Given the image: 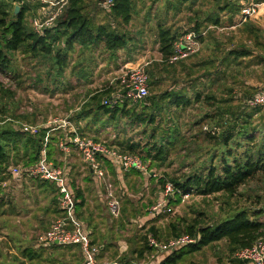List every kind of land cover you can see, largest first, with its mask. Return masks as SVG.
<instances>
[{
  "label": "rangeland",
  "instance_id": "374dc122",
  "mask_svg": "<svg viewBox=\"0 0 264 264\" xmlns=\"http://www.w3.org/2000/svg\"><path fill=\"white\" fill-rule=\"evenodd\" d=\"M195 1L196 5H186L181 4L179 0H134L132 20L128 24L109 18L101 8L96 11L97 6L95 8L92 6V9L88 7L87 11H95L93 15L96 25L110 22L119 32L131 37L126 47L114 53L109 51L104 43L92 46V49L76 43L75 49L68 54V65L62 74H59L58 69L51 63L16 52L13 61L14 70L9 74L1 75L3 83L16 93L9 100L16 107H13V115H8L10 116L8 121L12 120L18 129L25 130L27 125L32 134H35L33 133L35 129L45 126L52 129L57 127L60 120L69 119L74 127L77 129L80 127V132L88 137L97 138L98 141L110 144L113 142V145L117 146L120 141L132 139L139 141L143 147L152 142L149 136L154 127L157 134H163L171 126L179 128L181 136L178 143L181 142L172 148L168 160L160 166H151L150 161L142 157L146 153L140 151L141 155L140 153L138 155L146 161L149 168L148 171L142 170L141 174L129 171V174L124 176L129 183L128 177L134 175L129 183L130 195L122 193L119 188L122 183L118 184L117 179L112 176L118 189L117 195L121 200L118 217L113 216L117 221L115 225L123 227L124 230L130 229V237H133L134 233L142 237L151 225H155L160 229V240L168 243L173 239L170 225L172 222H179L180 218L192 220L202 213V218L209 223L216 222L238 209L249 207L264 209L263 173L249 181L234 196L225 193L183 196L180 202L170 203L167 206L171 211L166 210L165 207L159 215L151 216L147 213L152 212L151 208L160 201L165 192L161 189L162 185L159 181L161 179L170 181L171 177L192 172L194 168L183 167L182 162L192 161L199 153L209 149L207 148L209 145L204 144L201 139L198 143H194L190 136L199 134L205 127L218 126L222 132L234 121L232 114L243 113L242 105L264 88V17L262 15L240 23L239 12L229 19L227 16L229 14L224 11L225 13L220 14L222 25L209 27V24H205L207 28L200 27L199 32H203L204 35H202V48L198 53L175 63L163 60L158 43L159 23L162 22L173 31L181 33L192 29L196 14L203 19L207 13L217 11L214 0ZM253 2L257 3V0H246V4ZM31 3L33 5L36 2L32 0ZM221 4L224 5V2ZM36 17L38 14L35 13L28 18L33 27H35L33 20ZM39 17L41 18L42 15ZM233 25L235 27H232ZM242 47L251 49L252 56L234 58L230 55L231 50ZM145 61L149 62L147 69L150 76V97L160 99L163 95L185 92L191 96L192 103L178 107L169 104L171 98H162L159 103V106H163L162 111L157 109V105L149 110L158 114L155 124L132 125L128 124L129 118L120 119L117 116L114 120L111 119L110 114L94 115V112L83 120L77 122L72 120L73 115L87 105L93 94L108 88L118 89L120 77L127 70L139 67ZM197 92L202 93L201 101H196ZM207 96L211 99L207 100ZM243 97H246V100H243ZM262 109L261 112L254 113L252 124L264 128V108ZM206 113L215 115V118L205 120L202 126H195V122ZM28 115V119H23ZM62 129L55 131L62 133ZM22 165V162L18 164L13 162L11 167L21 168ZM106 166L109 167L108 164ZM195 167H199V163H196ZM6 179L8 182L0 188V200L19 211L33 207L32 205L40 197L37 194V184H41L40 181L36 184V188L32 189L30 179L26 177L17 179L8 175ZM127 199H131L129 201L133 204L124 206V200ZM172 199L175 201L176 195H173ZM1 208L0 264H30L27 261L28 257H25L21 250L29 246L31 240L25 238L13 239L15 242L10 240L8 234L12 233L13 223L9 222L10 215L6 213L10 210L6 208L7 211L1 214ZM132 208L138 213H146V216L128 219L127 216L132 214L128 213L126 216L123 210L134 212ZM17 218L18 216L15 219ZM261 219L264 220V214ZM41 244L43 246H38V249L45 253L39 259L45 260V264H54L53 260L56 256L68 255L65 247ZM53 249L56 256L53 254L51 261L49 256ZM132 249L135 248L132 246ZM74 253L78 258L80 257L78 250ZM165 253L147 251L141 258L134 253L124 256L129 257L131 264H158ZM118 254H109V257L99 255L98 259L100 261L101 258L111 257L106 261L107 264L113 262L122 264L123 262L120 261L123 257ZM57 264H60V261ZM180 264L233 263L227 241L222 240L187 256Z\"/></svg>",
  "mask_w": 264,
  "mask_h": 264
},
{
  "label": "trees",
  "instance_id": "16d2710c",
  "mask_svg": "<svg viewBox=\"0 0 264 264\" xmlns=\"http://www.w3.org/2000/svg\"><path fill=\"white\" fill-rule=\"evenodd\" d=\"M87 1L89 0H68L63 13L57 17L55 25L39 32L32 26V22L28 18L29 15L36 13L38 7H42L40 3L36 2L32 5V0H0V188L8 176L5 173L9 171L13 162L16 164L22 162L23 167H28L36 164L40 160L41 152L45 147V136L50 130L46 126L40 127L37 133L32 134L30 131L16 128L12 120L8 121V118H10L8 115L12 116L13 107H16L9 100L16 93L11 87H7L3 83L1 75L9 74L14 70L13 61L15 59V53L21 52L32 59H42L46 63H51L58 69V73L62 74L68 65V54L75 49L76 43H80L81 46L89 49H92V46H97L99 43H104L109 51L115 53L120 48L126 47L128 41L131 40V37L126 33L119 32L110 22L96 25L94 15H91L90 11H87L89 7V2ZM187 1L179 0L181 4ZM214 1L217 11L207 13V16L203 19H200L199 15L196 14L192 29L179 33L173 31L171 27L165 26L162 22L159 23L158 43L163 60L168 61L169 57L173 54L174 41L178 37L189 31L199 32L201 31V26H204L202 28H207L206 25L209 23L216 26L222 25L223 21L220 17L222 11L229 14L227 16L231 19L235 13H240L243 6L241 5V0ZM90 2H95L97 6L96 11L101 8L109 18L121 20L124 24L130 23L132 20L134 9L133 0H116L115 5L110 10L103 8L102 0H90ZM222 2H224V5L221 4ZM262 2L264 0H257V3ZM16 6H20L18 13L15 12ZM229 53L234 58H244L252 56L253 51L249 48L242 47L241 49L231 50ZM39 80L41 79L39 78ZM114 90V88H108L93 94L89 98L87 105L73 115L72 120L76 122L83 120L90 113L94 112V115L98 113L110 114L111 119L114 120L117 116L120 119L129 118L128 124L132 125L155 124L158 114L149 110L150 108H155L153 106L157 105V109L162 111L163 106H159L162 98H171L169 104H175L178 107L188 106L193 101L190 95L182 92L175 93L174 95H163L160 99L148 95L142 102L134 105H131L129 101L122 98L119 104L110 107L104 101L111 96ZM262 91H264V88L255 95ZM195 98L196 101H201L202 93L197 92ZM206 98L207 100L211 99L210 96ZM243 100H246V97H243ZM246 102L241 107L243 113H233L234 121L229 127H225L222 132L219 130L213 133L214 127H210V130L204 129L199 134L190 136L195 141L194 143H198L201 139L204 144L209 145L207 147L209 149L204 153H199L192 161L182 162L184 164L183 167L194 168L192 172L182 174L179 177H171L170 181H164L163 179L159 181L163 191L167 182H171L174 185L173 195H176L177 199L174 201L172 195L168 199L167 206L170 203L180 202L185 195L209 196L216 193H225L234 196L249 181L256 179L257 176L264 173V128L263 126L252 124L254 113L261 112L264 106L249 108ZM16 117L19 118L20 116ZM28 118L29 115L23 119ZM214 118L215 115L206 113L195 122V126H202L205 120H212ZM215 127L219 129L218 126ZM79 128V134L81 133V136H86L83 132H80ZM62 131V133L61 131L52 132L49 143L47 144L48 158L60 166L62 162L58 158L64 153L57 147L59 137H70L68 127L63 128ZM155 132L156 128L154 127L153 132L149 136L152 142L146 146L142 147L139 141L125 139L124 141L118 142L117 147L122 152L137 154L140 151L145 152L146 155L142 157L149 160L151 166H160L168 160L172 148L179 141L181 131L178 127L171 126L163 134H157ZM95 139L99 140L97 138ZM113 144L111 142V145ZM184 144L186 143L184 142ZM196 163H199V167H195ZM131 172L142 173L141 170L137 171L135 169H132ZM37 180L41 184L47 185L51 191L57 194L56 200L52 208H50L51 212L55 214V218L52 220L53 222L56 218L63 216V210L60 207L61 195L59 189L53 182L41 179ZM71 189L76 201L78 198H81L79 192H74L72 185ZM122 193L125 194V192ZM129 200L131 199L124 200V206L125 204H133ZM77 204L78 202L76 203V207L78 206ZM132 210L134 212H126L125 209L123 210L126 216L128 213L132 214L131 216H127L128 219H137L144 215L146 216V213H138L133 208ZM161 210L157 213H147L148 215L155 216L159 215ZM263 214L264 209H253L249 207L238 209L216 222L206 223L204 218H202V213L192 220L180 218L179 222H172L170 225L172 238L188 235L196 241L179 245L167 251L160 264H180L187 256L200 252L205 247L222 240L227 241L232 263L244 264V261L238 259L236 254L242 249L252 247L258 239L264 238V220L261 219ZM51 224L47 231L50 229ZM159 232L160 229L158 227L151 225L145 235L142 237L135 236L132 240L136 247L132 250V253L141 258L147 251L152 252L153 248L149 245L148 236L152 234L160 240ZM53 246L72 248L75 251L78 250L80 254L79 264L83 263L84 256L79 245L65 246L54 244ZM108 249L109 247L107 248L104 245L100 255H103ZM23 254L26 257L29 256L31 260L38 259L42 256L40 252L34 253L31 250H25ZM122 257L120 261L123 262L122 264L124 262L131 264L129 257Z\"/></svg>",
  "mask_w": 264,
  "mask_h": 264
},
{
  "label": "built area",
  "instance_id": "2783aa9c",
  "mask_svg": "<svg viewBox=\"0 0 264 264\" xmlns=\"http://www.w3.org/2000/svg\"><path fill=\"white\" fill-rule=\"evenodd\" d=\"M33 1L40 3L42 9L49 10L45 17H36L33 20L34 26L39 32L55 25L57 17L63 13L64 7L68 2V0ZM115 3L116 0H102V6L107 10H110ZM261 6L262 3L255 2L244 4L239 13L240 23L257 17ZM202 35H204L203 32L189 31L178 37L174 41L173 54L169 57L168 62L175 63L198 53L202 48ZM148 64L149 62L145 61L139 67L127 70L120 77L119 88L115 89L104 103L110 107H114L122 101V98L129 101L131 105L142 102L150 94ZM247 104L252 108L264 106V91L248 99ZM67 127L69 128L70 137H59L57 143L58 149L66 155H69L72 151L79 153L83 162L91 170L98 185L103 189L112 216L118 217L121 200L117 195L116 191L118 189L110 171L101 159L107 158L111 160L116 165L115 167L121 171H130L132 169L148 171L149 165L138 154L122 152L115 145L112 146L104 141H98L88 136H81L78 129L68 119H62L57 127L50 129L46 134L45 147L41 152L40 160L36 164L21 168L10 167L9 171L5 173L17 179L29 177L55 183L61 195L60 207L63 210V216L56 218L52 222L50 229L40 236V243L65 246L79 245L84 256L82 264H98L101 247L93 242L89 231L85 228L84 222L77 215V201L72 192L66 169L48 158L47 144L50 140V134L59 128ZM205 129L210 130L208 127H205ZM25 131H29L27 125H25ZM38 131L39 129H35L33 133H37ZM218 131L219 129L214 127L213 133ZM3 183L5 184V182ZM164 190L165 192L160 201L151 208L152 212L157 213L161 209L167 208L168 199L174 193V185L171 182H167ZM186 196L189 195H185L184 197ZM166 210L171 211L170 207ZM195 241L194 238H190L188 235L173 238L168 243L159 240L152 234L148 236L149 245L153 248L152 252L160 251L165 253L179 245ZM236 257L243 260L244 264H264V239L260 238L252 247L237 252ZM247 259L249 262H246ZM159 260H163V257ZM114 264L118 263L115 262Z\"/></svg>",
  "mask_w": 264,
  "mask_h": 264
},
{
  "label": "crops",
  "instance_id": "0c3cea01",
  "mask_svg": "<svg viewBox=\"0 0 264 264\" xmlns=\"http://www.w3.org/2000/svg\"><path fill=\"white\" fill-rule=\"evenodd\" d=\"M87 2H89V7L91 9L92 6L94 8L96 7L95 2L92 3L90 2V0ZM195 3L197 4L196 1L194 2V0H188L184 4L194 5ZM244 4H246V0H241V5ZM48 11L49 10L46 9L44 10L41 7H38L36 10V14H38V17L40 15H42V17H45ZM94 12L91 11L90 14L93 15ZM259 15H262L264 17V2H262V6L260 7ZM211 25L216 26L213 25L212 23H209V27H211ZM232 27H235V25H233ZM58 159L62 162L61 166L65 167L66 169L68 179L70 181V184L73 186L74 192L77 191L81 195V198H78L77 200L78 206L76 209H77L78 217L84 222L85 228L89 231L92 240L93 241L95 240L94 243L98 244L101 247V249L102 247H104V245H106L107 248L109 247V249L106 252H104L103 255L109 257L108 256L109 254L119 253L118 255H121L122 257L126 254L132 253V250H134L132 249V246L133 248L136 247L132 239H134L135 236H138V233H134L133 237H130L131 235L129 233L130 229L127 228L126 230H124L123 227L121 228L118 225H115L117 221L110 214L107 200L104 195V191L98 185L91 170L83 162L79 153L76 151H72L69 155H66L64 153L62 156H59ZM101 160L104 162V165L108 164L109 166L108 169L110 168V170H112V171L109 170L110 173L112 174L111 176L117 179L118 181L117 183L118 184L122 183L123 186L121 185V187L119 188H121L123 192L125 193L127 192V194L130 195L131 193L128 192L130 189L129 183L131 178L133 179L134 175L128 177L129 180L128 183L126 181V178H124V176H126V174L129 171H121L117 169L115 167L116 165H114L112 161L107 160V158L105 159L102 158ZM22 178L23 177L19 179ZM26 178H28V180L30 179L29 181L31 183L32 189H35L36 184L39 183V180L29 177ZM6 180L4 181L5 184L8 182ZM1 186H4V183ZM38 187H40L41 189H39ZM37 189H38L37 194L40 197L39 199H37V201H35L36 203L32 205L33 207L27 210L24 211L22 210L19 211L18 209L15 210L14 207L10 208L8 204H5L6 203L5 201H1V200H0V207L3 208V210L1 208V214L7 211L6 208L10 210L9 212H6L8 215H10L9 222L13 223L12 225L13 228L11 229L12 233L10 232V234H8L10 240L13 239L19 240L22 238L31 240L30 245L22 249L21 253H23V251L25 252V250H31L34 253L40 252L42 255L45 252H42L38 249L39 248L38 246H43L41 243H39L40 242L39 238L47 231L52 220L55 218V214L51 212L50 208H52L53 203L56 200L57 194L56 192L51 191L50 188L47 187V185L45 184H37ZM40 201H42L43 203H41ZM7 202L9 203V200ZM33 215L35 217H33ZM17 216L18 218L15 219ZM28 220H31V222ZM24 222L25 224L26 223L27 224L26 225L23 224ZM101 243L103 244L101 245ZM64 249H66L65 250L66 254L68 251V255H64L63 257L60 255L56 256V254L54 253L55 250L54 249L53 251L51 250L49 256L51 261H52V256L54 254L56 256V259L53 260L54 264H57L58 261H60V264H79L80 261L79 258L76 256V253H74L75 251L67 247H65ZM110 258L108 259L101 258L100 261L98 259V263L107 264L106 261H108ZM27 261L30 264H43V263L45 264V260L41 261V259L39 258L38 259L35 258L31 260L29 256Z\"/></svg>",
  "mask_w": 264,
  "mask_h": 264
},
{
  "label": "water",
  "instance_id": "95a60500",
  "mask_svg": "<svg viewBox=\"0 0 264 264\" xmlns=\"http://www.w3.org/2000/svg\"><path fill=\"white\" fill-rule=\"evenodd\" d=\"M19 10H20V6H16L15 12L18 13ZM246 262H249V260L247 259Z\"/></svg>",
  "mask_w": 264,
  "mask_h": 264
}]
</instances>
